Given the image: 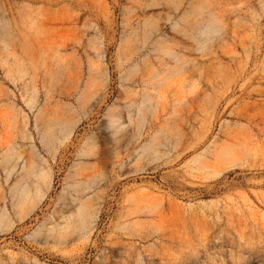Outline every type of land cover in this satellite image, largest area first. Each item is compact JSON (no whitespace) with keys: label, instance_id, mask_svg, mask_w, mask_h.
I'll return each instance as SVG.
<instances>
[{"label":"rangeland","instance_id":"rangeland-1","mask_svg":"<svg viewBox=\"0 0 264 264\" xmlns=\"http://www.w3.org/2000/svg\"><path fill=\"white\" fill-rule=\"evenodd\" d=\"M0 264H264V0H0Z\"/></svg>","mask_w":264,"mask_h":264}]
</instances>
